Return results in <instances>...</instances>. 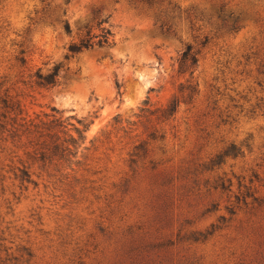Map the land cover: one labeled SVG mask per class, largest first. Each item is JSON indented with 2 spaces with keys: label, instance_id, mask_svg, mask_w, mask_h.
<instances>
[{
  "label": "rangeland",
  "instance_id": "rangeland-1",
  "mask_svg": "<svg viewBox=\"0 0 264 264\" xmlns=\"http://www.w3.org/2000/svg\"><path fill=\"white\" fill-rule=\"evenodd\" d=\"M0 264H264V0H0Z\"/></svg>",
  "mask_w": 264,
  "mask_h": 264
},
{
  "label": "trees",
  "instance_id": "trees-1",
  "mask_svg": "<svg viewBox=\"0 0 264 264\" xmlns=\"http://www.w3.org/2000/svg\"><path fill=\"white\" fill-rule=\"evenodd\" d=\"M103 22L104 20L98 23V27H97L99 30L98 32H94L93 29L88 26H84V28H80L81 34L78 40L72 41L69 44L68 54L66 55V58L67 59L71 57L74 58L78 54L96 47L107 48L113 46L115 42L112 38L113 36L112 30L110 27L103 26L102 25ZM64 26L67 33H72V28L69 21H65ZM197 61H198L197 53H192V47L191 45H188L182 54L181 68H185L189 66L188 62H190V65H194L197 63ZM69 69L70 68L68 66L65 67V65L62 62H60L53 65V67L50 68L47 72H43L41 68H38L32 76L36 84L45 87H54L60 81L61 71L65 70L66 72H68ZM12 109H15L19 113H21V109L19 105L16 107H12ZM69 141L71 143H76V140L73 137H71ZM58 147L59 146L57 144L55 148ZM67 149L69 148L65 147L63 150H67Z\"/></svg>",
  "mask_w": 264,
  "mask_h": 264
}]
</instances>
